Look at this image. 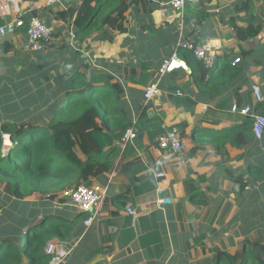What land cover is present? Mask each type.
Returning <instances> with one entry per match:
<instances>
[{"label":"crops","instance_id":"crops-1","mask_svg":"<svg viewBox=\"0 0 264 264\" xmlns=\"http://www.w3.org/2000/svg\"><path fill=\"white\" fill-rule=\"evenodd\" d=\"M170 1L25 0L6 19L38 16L53 37L39 51L25 48L26 26L0 38V131L6 122L50 121L67 103L72 75L87 67L123 84L138 130L117 141L111 172L93 177L104 197L90 225L67 200L56 206L79 217L60 264H203L247 240L264 243V133L253 129L255 115L264 116V0H194L183 10ZM249 23L260 32L242 40L236 27ZM180 39L212 57L217 79L195 76L183 59L190 69L165 75L162 94L147 99ZM172 127L186 142L182 153L159 145Z\"/></svg>","mask_w":264,"mask_h":264},{"label":"trees","instance_id":"trees-1","mask_svg":"<svg viewBox=\"0 0 264 264\" xmlns=\"http://www.w3.org/2000/svg\"><path fill=\"white\" fill-rule=\"evenodd\" d=\"M236 31L240 39L248 40L259 34L260 27L249 23L237 26ZM179 55L195 76L203 79L211 73L209 81L217 79L216 71L206 68L193 50L181 48ZM71 84L67 103L50 121L2 125L0 182L10 187L16 199L44 202V207H37L19 224L0 232V264H51L47 246L74 236L79 219L60 210L53 213L47 200L54 202L57 195L51 192L92 185L93 177L111 172L117 141L134 125L124 105V86L114 74L87 67L85 74L72 75ZM4 133L12 140L7 153ZM48 194L50 199L45 196ZM203 264H264V243L247 240L234 253L219 250Z\"/></svg>","mask_w":264,"mask_h":264},{"label":"built area","instance_id":"built-area-1","mask_svg":"<svg viewBox=\"0 0 264 264\" xmlns=\"http://www.w3.org/2000/svg\"><path fill=\"white\" fill-rule=\"evenodd\" d=\"M25 0H0V38L6 36L9 33H14L16 30L22 27H27V44L25 48L30 51H39L44 47V44L49 42L53 37V29L47 25V23L38 16H32L28 22L24 19H17L15 21H6L7 17L11 14V10L19 2ZM63 0H46L47 5H54ZM79 2L82 0H78ZM188 1L194 0H171L170 4L174 9L183 10ZM181 48L193 50L197 59L201 60L206 68L213 66V59L207 54V52L194 42L180 39L172 56L161 64L158 69L159 80L152 83L146 90V98L152 99L155 96L162 94L160 82L162 78L173 73L178 69H190L187 63L180 57L179 50ZM241 58H236L235 63H239ZM254 93L258 101H262L263 97L259 87L254 86ZM233 111L241 112L243 114H249L252 107L250 105L241 107L238 104H234L232 107ZM253 129L256 137L261 138L264 133V116L261 114L255 115V121ZM137 128H128L123 136L122 141H127L137 137ZM4 143L8 147L12 145V140L9 134H4ZM159 145L163 149L172 150L176 153H182L187 145L180 135V131L176 127H172L166 130L158 137ZM158 176H162L159 174ZM61 196L66 198L67 202L73 207H76L80 212L86 213L89 216L85 220L87 225H90L96 215V208L99 203L103 200L104 189L100 185L92 184H80L73 188H67L61 192ZM51 196L48 194V199ZM165 202V199L157 201V205H161ZM127 210L130 213L136 214V210L132 206H128ZM46 250L52 254L51 264H60L69 255L70 250L67 249L64 244L57 243L48 245Z\"/></svg>","mask_w":264,"mask_h":264},{"label":"rangeland","instance_id":"rangeland-1","mask_svg":"<svg viewBox=\"0 0 264 264\" xmlns=\"http://www.w3.org/2000/svg\"><path fill=\"white\" fill-rule=\"evenodd\" d=\"M8 147L11 146L9 145ZM8 147H5L6 149L4 151L6 153L9 151ZM51 194L57 195L56 201L53 202L52 200H47L48 202H51L52 212L55 213V204L59 203L60 200L64 201L63 199L66 198H63L61 195L58 196V194L54 191H52ZM45 196L48 198V195ZM42 203L44 202L36 203L30 202V200L27 201L16 199L14 196H12L10 187L6 186L5 183L3 184L0 182V232L7 229L9 230L14 225L19 224L23 218L27 217L30 212L37 209V207H44ZM57 206H60V204ZM234 251L235 248L232 249V252Z\"/></svg>","mask_w":264,"mask_h":264},{"label":"water","instance_id":"water-1","mask_svg":"<svg viewBox=\"0 0 264 264\" xmlns=\"http://www.w3.org/2000/svg\"><path fill=\"white\" fill-rule=\"evenodd\" d=\"M47 25H48V26H50V25H51V24H50V21H47ZM9 149H10V148H9Z\"/></svg>","mask_w":264,"mask_h":264}]
</instances>
